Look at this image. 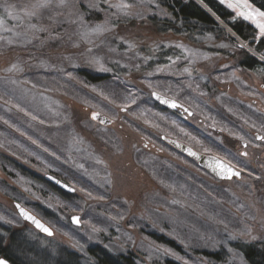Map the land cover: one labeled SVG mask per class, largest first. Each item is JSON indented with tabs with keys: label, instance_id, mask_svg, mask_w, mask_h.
<instances>
[{
	"label": "rangeland",
	"instance_id": "1",
	"mask_svg": "<svg viewBox=\"0 0 264 264\" xmlns=\"http://www.w3.org/2000/svg\"><path fill=\"white\" fill-rule=\"evenodd\" d=\"M218 1L254 35L238 37L206 8L231 39L165 41L171 34L149 28L152 17H170L155 0H0V238L2 227L17 231L13 248L28 254L18 261L75 264L69 250L95 264L90 249L102 247L139 264H251L243 244L264 250V143L256 138H264V38ZM160 45L172 47L167 65L150 63ZM85 69L111 78L88 83ZM95 111L112 125L93 121ZM163 135L223 158L242 177L215 179ZM16 202L54 235L22 220Z\"/></svg>",
	"mask_w": 264,
	"mask_h": 264
},
{
	"label": "trees",
	"instance_id": "2",
	"mask_svg": "<svg viewBox=\"0 0 264 264\" xmlns=\"http://www.w3.org/2000/svg\"><path fill=\"white\" fill-rule=\"evenodd\" d=\"M158 4L164 8L170 17L163 19H156L152 17L150 21L149 28H153V32H157V37L161 39L165 36L171 34L169 39H163L169 41L170 37L178 39L177 37L182 36L183 41L186 40V43L195 44L199 43V39H202L205 36L212 35L217 37H225L226 39H231L227 36L225 29L220 26L216 21L213 15L208 11H212L217 17L223 20L228 27L240 38L247 40L250 36L254 35L253 27L243 20H238L230 10L223 6L218 0H201L206 8H204L200 3L195 0H155ZM255 6L260 10L264 11V0H250ZM181 41V39L179 38ZM172 46V45H171ZM134 47V46H133ZM164 46H157V49L152 54L151 62L154 65H167L170 56L172 55V47H169V50L162 48ZM240 47V46H239ZM242 49V48H240ZM243 54L245 51L241 50ZM246 62L249 64H259L257 58L247 56ZM80 75L88 83H103L111 78L110 74H93L89 71L81 70L79 71ZM123 87V86H122ZM144 97L150 95L149 92L143 91ZM151 97V95H150ZM146 98V97H145ZM47 215V214H46ZM10 231H9V230ZM3 235L6 236V241L0 238V256H5L14 264H30L29 260L18 261L17 253L22 252L21 248H13L12 239L14 232L10 228L2 227ZM4 237V236H0ZM159 241H164V243L175 246L177 245L174 241L169 240L168 238H163L162 236L157 238ZM4 244V245H3ZM246 248L244 252V257L251 264H264V250L258 248L251 244H243ZM17 246V245H16ZM20 249V250H18ZM70 255L76 257L78 262L75 264H86L83 261V257L68 250ZM26 254V253H24ZM89 254L95 262V264H139L137 259L133 255H122V254H112L106 248L94 247L90 249ZM28 255V254H26ZM218 255V254H217ZM33 264V263H32Z\"/></svg>",
	"mask_w": 264,
	"mask_h": 264
},
{
	"label": "water",
	"instance_id": "3",
	"mask_svg": "<svg viewBox=\"0 0 264 264\" xmlns=\"http://www.w3.org/2000/svg\"><path fill=\"white\" fill-rule=\"evenodd\" d=\"M155 94L156 95H152L153 98L156 101H158L159 103H161L163 106H165L166 108L176 109L178 107H182V105L174 99L167 98V97L160 95L158 93H155ZM158 97H159V99H158ZM162 100H167L170 103H162ZM171 102H174L177 105V107H172ZM182 108H184V107H182ZM184 109L190 115L192 114L187 108H184ZM93 113L99 114L96 119H92ZM90 118L93 121H95L96 123L103 125V126H110L113 123V120L110 117H108L105 114L98 112V111L92 112L90 115ZM101 121H103V122H101ZM256 137L258 139L262 138V136L260 134H256ZM161 139H163V141L168 143L171 147H173L175 150H177L181 154H183L186 157L190 158L191 160L195 161L198 164V166H200L202 169H204L206 172H208L211 176H213L217 180L228 181V180H232V179H240L243 175V172L241 170H239L238 168H236L235 166H233L232 164H230L229 162H227L226 160H224L223 158H221L217 155L203 153V152L195 149L194 147H192V146H190V145H188L182 141H179L177 139H174V138H171V137H168L165 135L161 136ZM193 153L195 155H193ZM217 162H219V163H217ZM220 165H225L228 168H231L233 172H239L240 175L239 176H235V175L230 176V174L227 171L221 170ZM229 176H230V178H229ZM45 179L47 181H50L55 187H59L60 189H63V190L69 191V192H73V190H74L71 186L64 183L63 181H61L59 178H57L55 176L47 175L45 177ZM15 207H16V210H17L19 216L22 218V220L29 223L37 231H39L42 234L49 236V237H52L54 235V230L46 222H44L40 217H38L37 215L32 213L30 210H28L26 207H24L23 205H21L18 202L15 203ZM22 210H23V213H22ZM29 217H31V218H29ZM74 217L78 218V222L74 221V219H73ZM70 220H71L72 224L75 226L81 225V221H80L79 216L74 215L71 217ZM38 225H42V227H40ZM45 228H47L48 231H44ZM0 259L6 260L8 262V264H14L5 256H0Z\"/></svg>",
	"mask_w": 264,
	"mask_h": 264
},
{
	"label": "snow or ice",
	"instance_id": "4",
	"mask_svg": "<svg viewBox=\"0 0 264 264\" xmlns=\"http://www.w3.org/2000/svg\"><path fill=\"white\" fill-rule=\"evenodd\" d=\"M48 3H49V0H45V2L43 4H41L40 6L41 7H48ZM61 3H63V0H61ZM228 6L234 7V5L231 3ZM246 7H250V6H248L246 4ZM238 15L243 16L245 19L252 20L256 24V27L259 29L260 36L262 38H264V22H261V20L257 19L258 17L264 18V11H260V10L256 9V10H250L247 12H239ZM241 47H246V45H241ZM249 51H251V49H249ZM261 59H264V56H262ZM153 95H156V94L153 93ZM158 99H159V97H158ZM162 103H170V102L167 100H162ZM171 106L177 107V105L174 102H171ZM98 115H99L98 113H93L92 119H96ZM101 122H103V121H101ZM262 139H264V138H262ZM193 155H195V154L193 153ZM217 163H219V162H217ZM220 167H221L222 171H227L230 174V176L231 175H235V176L240 175L239 172H233L231 168H228L225 165H220ZM230 176H229V178H230ZM22 213H23V210H22ZM29 218H31V217H29ZM73 219H74V221L78 222V218L74 217ZM38 226L42 227V225H38ZM44 231H48V229L45 228ZM0 264H8V262L4 259H0Z\"/></svg>",
	"mask_w": 264,
	"mask_h": 264
},
{
	"label": "bare ground",
	"instance_id": "5",
	"mask_svg": "<svg viewBox=\"0 0 264 264\" xmlns=\"http://www.w3.org/2000/svg\"><path fill=\"white\" fill-rule=\"evenodd\" d=\"M227 1H229L231 4H233L242 12L250 11L249 7H246V4L243 3L241 0H227Z\"/></svg>",
	"mask_w": 264,
	"mask_h": 264
},
{
	"label": "flooded vegetation",
	"instance_id": "6",
	"mask_svg": "<svg viewBox=\"0 0 264 264\" xmlns=\"http://www.w3.org/2000/svg\"><path fill=\"white\" fill-rule=\"evenodd\" d=\"M181 104V103H180ZM182 105V104H181ZM182 107H184L183 105H182ZM182 107H178V108H176V109H172V110H174V111H176V112H178L179 114H182V113H187L186 112V110L184 109V108H182ZM257 138V137H256ZM258 139V138H257ZM259 141H261L262 143H264V139H258ZM13 263V262H12Z\"/></svg>",
	"mask_w": 264,
	"mask_h": 264
}]
</instances>
